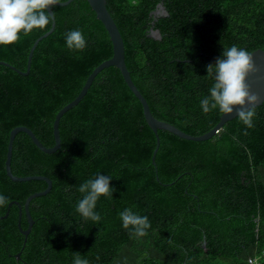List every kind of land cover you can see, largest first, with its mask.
Masks as SVG:
<instances>
[{"label": "trees", "instance_id": "trees-1", "mask_svg": "<svg viewBox=\"0 0 264 264\" xmlns=\"http://www.w3.org/2000/svg\"><path fill=\"white\" fill-rule=\"evenodd\" d=\"M63 1V0H59ZM161 3L164 9L151 11ZM123 43L124 64L149 111L190 135L211 129L218 109L204 113L200 101L214 80L206 66L233 45L264 51V0H105ZM54 25L26 56L35 29L0 45V264H73L79 252L89 264H264V100L253 127L235 115L207 139L188 140L152 129L141 105L114 66L102 68L79 101L58 121L59 147L39 150L23 131L11 140L13 175L50 179L32 197L24 235L25 198L45 188L40 179L13 181L4 170L9 131L25 126L45 147L53 144L57 110L72 100L90 71L112 53L105 28L86 0L50 8ZM149 28L157 36L148 35ZM83 32L82 51L66 46L65 33ZM20 71V72H19ZM247 133V134H245ZM98 174L112 176V197L85 220L76 205L78 187ZM146 215L147 235L134 237L119 213ZM20 212V213H19ZM19 252L18 259L14 255Z\"/></svg>", "mask_w": 264, "mask_h": 264}, {"label": "clouds", "instance_id": "clouds-1", "mask_svg": "<svg viewBox=\"0 0 264 264\" xmlns=\"http://www.w3.org/2000/svg\"><path fill=\"white\" fill-rule=\"evenodd\" d=\"M59 0H0V45H11L18 42L20 34L28 36L35 29H45L54 19V13L47 9L55 7ZM66 46L71 50L82 51L87 41L82 31L71 30L65 33ZM207 76L214 80L210 94L200 101L204 113L218 109L221 113L232 115L234 112L239 121L247 128H252L256 116L255 107L260 97L253 93L247 76L257 71L252 53L235 45L224 48L215 63L206 66ZM247 134V133H245ZM112 176L98 174L78 187L82 198L76 205V211L85 219L99 222L101 216L94 211L97 201L103 196L112 197L115 191L110 187ZM8 203V198L0 195V206ZM122 226L132 229L134 237L147 235L151 227L146 215L141 216L126 208L119 213ZM73 264H89L87 259L76 253ZM248 264H254L249 260Z\"/></svg>", "mask_w": 264, "mask_h": 264}, {"label": "water", "instance_id": "water-1", "mask_svg": "<svg viewBox=\"0 0 264 264\" xmlns=\"http://www.w3.org/2000/svg\"><path fill=\"white\" fill-rule=\"evenodd\" d=\"M70 1L71 0L59 1V3L57 5L62 6V5L69 3ZM86 1H87L88 5L90 6L91 10L94 12L96 19H98L101 22V24L103 25V27L106 30V33L108 35V39L111 42V49H112L111 56L109 58L101 61L99 64H97L90 71V73L86 76L85 81L83 82L82 86L80 87V89L77 92V94L75 95V97L57 110V112L55 113V115L53 117L52 124H51L53 144L50 147H45L44 145H42L37 140V138L34 136L32 131L25 126L17 125V126H14L13 128H11L9 131L8 140H7V148L5 151V159H4V170H5L6 176L13 181H22V180H28V179H40V180H44L46 183V186L44 189L29 194L23 202V210L25 212L27 226L25 229H21L19 226V218L17 219L16 224H17L18 230L21 232L22 235H24V239H25V237L29 231L30 225L32 223V219H31L29 212L27 210L28 201L34 196H38V195H41V194H44L45 192H47L50 188V179L47 178L46 176H43V175L16 176V175H13L11 173L10 168H9V159H10V148H11L12 137L17 131H23L24 133H26L29 136V138L31 139L33 144L39 150L46 152V153H50V152L55 151L59 147V135H58L57 126H58V121H59L60 116L66 110L71 108L73 105H75L79 101V99L83 96V94L86 92L87 88L89 87L93 77L102 68L107 67V66H111V65L116 67L118 69L124 83L126 84L128 89L130 90V92L136 97V99L140 103L144 120L147 123V125L152 129V131L154 133V137H155V144H154L155 146L152 150V154H151V158H150L152 164H154V161H153L154 152L156 151V147L158 145V136L156 134V129L166 130V131H168V132H170V133H172L178 137L188 139V140H203V139H207L211 135H213L216 132V130L224 122L233 118L236 115L235 112L232 115H227V114L221 113L219 115V120L216 122V124L211 129H209L208 131H206L202 134H199V135L187 134V133L183 132L182 130H180L179 128H177L176 126H174L168 122L158 120L154 116H152V114L149 111V108H148V105H147L145 98L141 95V93L138 91V89L133 84V82L129 76L128 70L125 67L124 57H123L122 38L120 36V33H119L113 19L111 18L109 12L106 9L105 0H86ZM163 9H164L163 5H161V3H158L157 8L155 10L151 11V13L153 15H156L158 13H161L163 11ZM47 11L49 13H51L50 8L47 9ZM53 25H54V22H52L50 24V27L48 28V30H46L44 33H42L38 37H36L34 39V41L32 42V44L30 45L28 52H27V56H26V68H25V71L21 72V74L24 75L27 73L28 68H29V62H30L31 54H32V51H33L36 43L42 37L46 36L47 34H49L51 32ZM149 31H150V33L148 35L158 37L157 30H152L151 28H149ZM250 53H252L253 60L255 62L257 71L251 72L248 74L247 84H248L250 90L260 97V102H259V104H260L264 100V51L262 49L257 48V49H254L253 51H251ZM0 64L6 65V66L10 67L11 69L18 71L16 68H14L13 66L9 65L8 63H6L4 61H0ZM12 202L13 201L8 202L7 206H9ZM5 215H6V213L1 215L0 217L4 218ZM14 257H15V259H18L19 252H17L14 255Z\"/></svg>", "mask_w": 264, "mask_h": 264}, {"label": "built area", "instance_id": "built-area-1", "mask_svg": "<svg viewBox=\"0 0 264 264\" xmlns=\"http://www.w3.org/2000/svg\"><path fill=\"white\" fill-rule=\"evenodd\" d=\"M250 259L254 261V264H259V260L257 259V257H247L246 262L248 263Z\"/></svg>", "mask_w": 264, "mask_h": 264}]
</instances>
